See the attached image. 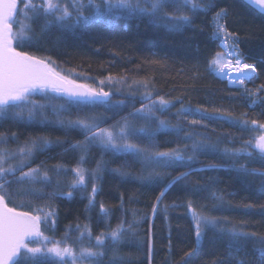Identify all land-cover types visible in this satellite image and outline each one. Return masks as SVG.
I'll return each mask as SVG.
<instances>
[{"label": "trees", "instance_id": "obj_1", "mask_svg": "<svg viewBox=\"0 0 264 264\" xmlns=\"http://www.w3.org/2000/svg\"><path fill=\"white\" fill-rule=\"evenodd\" d=\"M220 12L249 92L210 68ZM12 31L17 51L111 97L0 109L9 208L85 264H264V16L240 0H19Z\"/></svg>", "mask_w": 264, "mask_h": 264}, {"label": "water", "instance_id": "obj_2", "mask_svg": "<svg viewBox=\"0 0 264 264\" xmlns=\"http://www.w3.org/2000/svg\"><path fill=\"white\" fill-rule=\"evenodd\" d=\"M264 16V0H240ZM19 0H0V109L15 106L28 94L46 90L75 102L106 103L111 95L64 79L49 64L14 48L12 23ZM41 225L30 213L9 208L0 197V264H15L23 247L37 241Z\"/></svg>", "mask_w": 264, "mask_h": 264}, {"label": "rangeland", "instance_id": "obj_3", "mask_svg": "<svg viewBox=\"0 0 264 264\" xmlns=\"http://www.w3.org/2000/svg\"><path fill=\"white\" fill-rule=\"evenodd\" d=\"M239 61H240V57L238 55H235V52L229 48V50L227 51V55L221 52L211 61L210 68L215 73V75L222 80L223 79L222 77L227 76V74L225 73L226 72L225 67L227 65H231L233 68H235L237 63H239ZM242 63L244 62L242 61ZM245 65L247 66V64ZM250 67L253 68L252 66ZM227 81L231 84H235L236 86L243 85V84H238L236 81H233L232 79H227ZM93 90L98 91V88H93ZM40 91H46V90H40ZM50 93L53 95L55 94L54 92H50ZM23 99H25V97ZM28 101L32 103V99L31 100L29 99L26 102ZM103 136H104V140L106 139L109 142L112 141V138L111 136H109L108 133H101V135L100 134L97 135V137L99 138H102ZM106 143L107 142L104 141V144ZM124 147L125 146H123L122 148ZM125 150L131 151V149H129L128 147ZM2 173L10 174L11 170L6 169ZM33 177L34 175L32 172L30 174V178ZM22 250L34 255L37 254L44 255L50 259L55 260L58 264H85V259L91 257L90 251L79 249L77 253H73V251L68 249L65 245H63L62 242H56V241L53 242L43 237H40L33 246L23 247Z\"/></svg>", "mask_w": 264, "mask_h": 264}, {"label": "built area", "instance_id": "obj_4", "mask_svg": "<svg viewBox=\"0 0 264 264\" xmlns=\"http://www.w3.org/2000/svg\"><path fill=\"white\" fill-rule=\"evenodd\" d=\"M222 16H223V13L220 12L213 17V20L211 23L212 24V38L217 41L219 47L223 50V53L225 55H227V51L230 48L232 51L235 52V55H238L240 57V61L239 63H237L236 66L248 67L249 69L252 70V73L246 78H241V79L238 77L229 78L227 76H224L222 78L224 81H226L227 86L229 87L236 86L235 84H231L227 81V79H232L233 81H236L238 84H243L240 87L243 88L244 92H249V91H246L244 83L249 81V79H251L254 76V69L251 68L250 65L246 66L244 63H242L243 59L240 55L239 48L234 43V41L230 38V35L228 34V32L225 30L223 23H222Z\"/></svg>", "mask_w": 264, "mask_h": 264}, {"label": "bare ground", "instance_id": "obj_5", "mask_svg": "<svg viewBox=\"0 0 264 264\" xmlns=\"http://www.w3.org/2000/svg\"><path fill=\"white\" fill-rule=\"evenodd\" d=\"M225 70H226L225 73L229 78H234V77H238L240 79L246 78L252 73L251 69L242 66H236L235 68H233L231 65H227L225 67Z\"/></svg>", "mask_w": 264, "mask_h": 264}]
</instances>
